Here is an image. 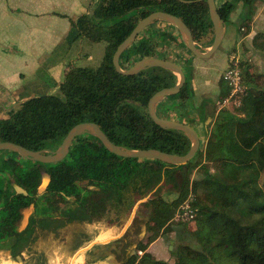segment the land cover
Instances as JSON below:
<instances>
[{
  "label": "trees",
  "instance_id": "1",
  "mask_svg": "<svg viewBox=\"0 0 264 264\" xmlns=\"http://www.w3.org/2000/svg\"><path fill=\"white\" fill-rule=\"evenodd\" d=\"M253 1L215 3L226 24L239 3L243 13L251 10ZM155 11L180 18L191 31L194 43L211 30L214 35L206 0H95L89 13L73 23L70 34L73 40L80 36L104 44L100 65L96 69L73 66L58 85L59 95L43 93L20 102L18 108L0 118V142H12L32 151H53L72 127L93 122L118 146L184 155L190 148L184 134L160 128L147 111L149 98L174 86L176 74L149 68L123 76L112 64L117 46L141 19ZM157 23L145 28L121 54L122 69L142 58H161L154 54L155 40L185 45L172 25L167 24L176 34L156 29ZM212 41L213 36L209 46ZM258 49L264 60V34ZM183 71L185 85L190 87V71ZM246 84L250 88L242 101L244 116L220 112L213 120L208 160L216 172L203 171L192 187L191 209L199 219L210 216L218 224L204 233V241L212 244L211 249L206 252L184 242L186 224L180 223L176 235L182 244L171 252L174 264H264V86L260 76ZM227 92L226 89L222 96ZM182 95L183 88L169 97ZM167 99L161 100L156 109ZM203 103L201 116L205 117L209 115V102ZM200 147L183 166L155 159L120 158L88 134L76 137L66 158L55 164L31 162L16 153L0 151V249L8 250L11 258L23 257L35 242L37 227L43 230V239L52 235L56 240L59 231L72 224L77 227L70 234L68 246L65 244L69 256L63 260L61 249L51 264H69L79 249L98 240L101 243L76 256L75 264H171L169 260H156L148 252L137 260V251H145L149 238L143 240L125 225L132 221L135 204L146 198L140 204V210L147 211L144 232L154 233L170 219V213L188 191L185 171L198 163ZM43 173L49 174L50 183L39 194ZM14 185L26 194L16 193ZM30 207L34 218L28 228L19 232L22 212ZM110 214L119 217L123 225L105 227L102 222ZM12 239L14 245L7 244ZM107 239L110 240L102 242ZM58 255L61 263L57 262ZM1 264L22 262L13 259Z\"/></svg>",
  "mask_w": 264,
  "mask_h": 264
},
{
  "label": "rangeland",
  "instance_id": "2",
  "mask_svg": "<svg viewBox=\"0 0 264 264\" xmlns=\"http://www.w3.org/2000/svg\"><path fill=\"white\" fill-rule=\"evenodd\" d=\"M223 1L225 0H216L217 4ZM241 11L242 8L239 3L231 12L229 21L225 24V34L220 47L210 58L199 59L193 56L185 45H169L168 42L163 43L157 40L153 42L154 54L156 56L177 63L183 69H188L191 75L190 87L186 85L183 87L182 97H168L165 105L159 106L156 111L163 118L181 121L193 126L201 139L200 148L202 150V156L197 164L190 165L185 171L187 174L188 191L175 206L176 209L170 213V219L163 226L154 233L144 232V220L147 211L144 209L140 210V204L147 198L135 204L132 212L133 218L131 216L132 221L130 220L131 223L129 221L130 224L127 223L125 226L128 228L131 227L130 232L134 235L139 234L143 240L148 237V241L145 240L147 241L145 246L158 236H162L164 240V249L167 252L166 254L170 256L169 262H171V264L176 262L171 252L182 244V241L176 235V228L180 223L186 224L187 232H185L183 238L184 242L206 252L211 249L212 244L204 241V233L218 226L217 221L210 216L199 219L195 214V216L189 220L175 218L181 206L184 204L190 206L194 196L192 192L193 183L199 179L203 171L207 170V172L211 174L216 172L215 165L208 160V151L210 150L208 143L212 137L213 120L218 117L220 112H228L237 117H243L245 113L243 112L242 101L250 88V86L246 84V81L253 83L254 78L260 76L263 82L262 85L264 86V60L261 51L258 49V43L261 42V35L264 34V0H254L249 12L244 10L242 13ZM246 14H248V16ZM155 27L158 30L172 31L173 34H176V31L165 23L158 22ZM212 36L213 33L211 30L201 41L195 43L196 47L199 49H208ZM72 39L73 34L69 33L61 45L51 50V52L43 58V78H48L44 84L48 86L43 88V92L39 94L44 92L47 94L49 92V94L53 95L60 94L58 90V85L60 83L51 81V77L46 72L51 64H57L62 70L65 69V67L69 70L73 66L96 69L100 65L104 54L103 43H95L80 36L77 37L76 41ZM233 71L239 74L240 88H235L226 78L228 72L233 76ZM62 81L63 77L61 79V82ZM226 89L228 90L227 94L222 96V92ZM241 89L242 91H240ZM233 92H236L235 96L241 100L240 104L235 102L236 97L233 95L229 99V96ZM205 100L209 102L206 106L209 115L203 117L201 113L202 105ZM18 105L19 104L13 103L0 105V118L6 117L8 112L18 108ZM175 117L180 118L176 119ZM160 191H162V188L158 190V192ZM163 197L165 199L164 195ZM238 210V212L241 213L240 209ZM33 218L34 212L31 207L24 210L17 230L22 232L28 228ZM118 218L119 217H116L114 214H110L109 218H106L102 224H105V227H120L123 225V222ZM76 227L77 226L74 227L72 224L65 226V228L59 231L60 234L56 240H54L52 235H48L43 239V230L37 227L34 236L35 242L29 246V251L26 250L23 257L11 258L8 250L0 249V264L5 260L12 261L13 259L22 262V264H51L53 260H57L55 259V257H57L55 254L60 252L61 249L63 251H61L63 260H65L66 257L69 256L65 244L67 243L66 245L68 246V242L72 240L70 234ZM13 240L14 239L10 240V242L8 241L7 244L14 245ZM105 241L107 242L109 239L102 242ZM96 242L101 243L98 240L82 247L74 254L75 256L73 259L76 258L79 252L84 253L91 247L96 246L94 245ZM170 243H172L171 248ZM144 252L145 251H143V254ZM58 257V260H60L61 256L58 255ZM57 262L61 263L62 261L60 260ZM117 262L120 263L119 260H117Z\"/></svg>",
  "mask_w": 264,
  "mask_h": 264
},
{
  "label": "crops",
  "instance_id": "3",
  "mask_svg": "<svg viewBox=\"0 0 264 264\" xmlns=\"http://www.w3.org/2000/svg\"><path fill=\"white\" fill-rule=\"evenodd\" d=\"M94 4L95 0H0V105L19 104L43 92L48 86L43 58L65 41L73 23ZM67 70L51 64L46 72L51 81L61 83ZM145 252L156 260L170 258L162 236L146 245ZM71 260L69 264H75Z\"/></svg>",
  "mask_w": 264,
  "mask_h": 264
},
{
  "label": "water",
  "instance_id": "4",
  "mask_svg": "<svg viewBox=\"0 0 264 264\" xmlns=\"http://www.w3.org/2000/svg\"><path fill=\"white\" fill-rule=\"evenodd\" d=\"M202 0H180L182 3H193ZM208 6V15L213 27L214 35L213 41L208 49H199L196 47L191 31L187 25L177 16L172 14L155 11L148 16L141 19L130 32V34L117 46L113 56L112 64L115 71L123 76H132L149 68H161L173 72L178 76L177 83L168 88H163L155 92L148 100L147 111L148 115L154 124L162 129L175 130L182 132L190 142V148L184 155H177L168 152H163L157 149H129L118 146L112 143L100 127L93 122H83L72 127L66 136L63 138L60 145L53 151L42 150L32 151L21 145L12 142H0V151H10L16 153L21 158L37 162L41 164H55L61 162L69 153L70 147L74 139L83 134H88L96 138L102 146L111 154L120 158H138V159H155L165 164L173 166L186 165L195 156L200 147V139L197 131L189 124L176 121L173 119L163 118L158 115L156 105L166 97L177 95L185 86L186 76L182 67L177 63L157 57H146L136 61L130 68L122 69L119 65V58L121 54L134 42L137 36L147 27L155 22H164L172 25L184 40L187 49L193 56L199 59L210 58L220 47L224 34L225 22L220 18L215 0H206ZM50 183V176L43 173L41 176L40 185L37 188L39 194L43 193ZM16 193L26 194L23 189L14 185ZM170 243V248H171Z\"/></svg>",
  "mask_w": 264,
  "mask_h": 264
},
{
  "label": "built area",
  "instance_id": "5",
  "mask_svg": "<svg viewBox=\"0 0 264 264\" xmlns=\"http://www.w3.org/2000/svg\"><path fill=\"white\" fill-rule=\"evenodd\" d=\"M226 78L230 81V84H232L235 88L237 87H241L239 84V74L236 71H233V76L230 75V73L228 72L226 75ZM242 91V89L240 90ZM236 92H233L230 96L229 99L233 96H235ZM236 97V96H235ZM236 103L240 104L241 100L239 98L236 97L235 100ZM195 216V212L191 209V207L188 204H184L183 206H181L178 210V213H176V219H183V220H189L191 218H193ZM137 255L140 258L141 256H143V251L139 250L137 251ZM138 258V260H139Z\"/></svg>",
  "mask_w": 264,
  "mask_h": 264
},
{
  "label": "bare ground",
  "instance_id": "6",
  "mask_svg": "<svg viewBox=\"0 0 264 264\" xmlns=\"http://www.w3.org/2000/svg\"><path fill=\"white\" fill-rule=\"evenodd\" d=\"M96 243H97V242H96ZM79 254H80V253H79ZM79 254H78V255H79ZM73 260H75V259H73ZM73 260H72L71 262H73Z\"/></svg>",
  "mask_w": 264,
  "mask_h": 264
}]
</instances>
